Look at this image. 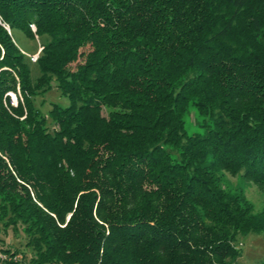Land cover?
Returning <instances> with one entry per match:
<instances>
[{
	"label": "trees",
	"instance_id": "trees-1",
	"mask_svg": "<svg viewBox=\"0 0 264 264\" xmlns=\"http://www.w3.org/2000/svg\"><path fill=\"white\" fill-rule=\"evenodd\" d=\"M0 18V264H244L264 206L226 176L264 194V0H0ZM54 87L69 105L46 116Z\"/></svg>",
	"mask_w": 264,
	"mask_h": 264
},
{
	"label": "rangeland",
	"instance_id": "rangeland-1",
	"mask_svg": "<svg viewBox=\"0 0 264 264\" xmlns=\"http://www.w3.org/2000/svg\"><path fill=\"white\" fill-rule=\"evenodd\" d=\"M7 29V28H6ZM8 30V29H7ZM13 37L20 49L28 52L30 55L37 54L39 52V43L29 39L21 30H13ZM88 49H83L82 51H87ZM38 51V52H37ZM82 62V59L78 63L71 65L72 69H76L77 65ZM33 77H37L39 74L38 67L35 64L31 65ZM13 104L16 106L18 103V97L16 94H10ZM36 105L40 109L43 115H48L52 108V104H58L62 106H68L69 101L67 98L63 97L60 91L54 87L48 91L45 95L40 96L36 100ZM106 115V112H104ZM201 122V117L195 108H191L189 115L186 117V128L187 131L192 134L196 132H201L202 128L199 126ZM227 183L231 188L237 187L238 189L243 188L248 199L254 204L257 211H260L264 206V194L258 189L257 186L243 182L240 178L232 177L230 175L226 176ZM241 190V189H240ZM69 218V217H68ZM1 237L7 242L10 241L12 249L19 246L20 243L24 242L22 235H17L13 231L9 230L6 234H1ZM238 247L242 249V256L239 259L240 263L253 264L264 261V238L262 235L249 234L247 236H240L238 241ZM6 247V246H5ZM23 250H26L22 247ZM30 251H28L29 254ZM3 257V258H2ZM0 259H5L4 255L0 253ZM19 259H23L22 256Z\"/></svg>",
	"mask_w": 264,
	"mask_h": 264
},
{
	"label": "built area",
	"instance_id": "built-area-1",
	"mask_svg": "<svg viewBox=\"0 0 264 264\" xmlns=\"http://www.w3.org/2000/svg\"><path fill=\"white\" fill-rule=\"evenodd\" d=\"M0 24L3 25L5 28H7L9 30V27H7L5 24L2 23L1 21V18H0ZM31 28H32V31L34 33H36V26L35 25H31ZM42 48H39V52L37 54H34V55H30L28 54V56L30 57V59L33 61V62H37L38 58H39V53L41 52Z\"/></svg>",
	"mask_w": 264,
	"mask_h": 264
}]
</instances>
